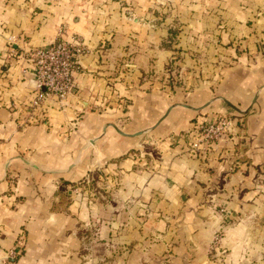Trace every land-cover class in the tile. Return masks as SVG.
<instances>
[{
  "label": "crops",
  "instance_id": "obj_1",
  "mask_svg": "<svg viewBox=\"0 0 264 264\" xmlns=\"http://www.w3.org/2000/svg\"><path fill=\"white\" fill-rule=\"evenodd\" d=\"M141 2L0 0V264L16 243L23 253L12 264H264L250 249L264 247V0H209L207 20L182 25L180 53L206 63L194 65L202 79L171 99L140 78L173 53L159 46L167 25L126 18L146 14ZM61 27L83 48L72 90L33 107L30 53ZM218 116H232V130L191 151L195 123ZM94 168L112 208L70 189ZM92 221L113 247L101 242L91 257L79 254L76 227Z\"/></svg>",
  "mask_w": 264,
  "mask_h": 264
},
{
  "label": "rangeland",
  "instance_id": "obj_2",
  "mask_svg": "<svg viewBox=\"0 0 264 264\" xmlns=\"http://www.w3.org/2000/svg\"><path fill=\"white\" fill-rule=\"evenodd\" d=\"M141 1L142 0H140V2ZM144 3L147 4L146 8L144 9L147 11L146 14H140L137 12L138 10H127V12L125 13V15L127 16L126 18H129L130 20L135 17L142 18V23L147 20L153 24V29L155 31L157 30V28L160 29L163 28V26L167 25L168 31L166 34L163 35V39L161 40L159 46L170 48L173 53L164 64L163 70L159 71L160 73L158 71L155 72V70L148 71L147 73L143 74L140 78L141 80H143V78L146 80L150 79V81L152 82L150 83V85H148V88L152 85H155L158 88L160 87L161 91L162 89L166 90L163 92H166L169 95V99H171L170 97L175 91H180V89L182 92L188 91L189 88H191L190 85H193L194 83L198 82L199 79H202L201 70H199V73L197 74L194 65H199L201 63L206 62L197 61V57L199 55L198 53L192 50H188L189 53L186 56L185 60L184 54L180 53L181 48L177 45V42L178 39L182 36V34L186 33L187 29L182 28V25H186L188 19H193L195 15L198 18L199 14H201L200 18L204 21L207 20L209 0H143L140 5ZM124 5L125 3H122V6ZM193 5H197L199 6V8L196 7L195 10L193 9ZM200 8L203 9L201 10V12L198 11V9ZM193 10H195V12H192ZM173 45L177 46L172 48ZM193 60H195V62H192ZM212 64H216L218 66L219 63L213 61ZM185 87L187 88L185 89ZM143 150L147 152L150 151L151 154L147 155L150 158L151 156L155 158L158 156L156 154V150H153L152 147L149 149V146H142L137 151L139 152ZM75 158L73 159V161L75 160ZM73 161L71 162V164L73 163ZM79 163L80 161L76 165H74V167L77 166ZM68 168L69 167L65 169ZM104 178L105 175L102 171V168H94L91 169L87 173V175L84 176L82 179L73 182V185L70 186V189L76 192L80 191L82 194L87 195L88 197L103 198L106 202H108V205H110L109 207H111V203H113L114 201L111 199L112 196L109 195V199L101 196L103 189V185L101 183ZM60 183H62L61 187L64 188L63 184L65 183L63 181H60ZM120 207L126 209L127 205L121 202ZM216 208L218 209L219 213H224L221 211L222 208H220V206H216ZM224 221L226 222L227 220H222L221 223L223 225L226 224ZM249 229H251L250 226ZM99 230L100 224L97 221H92L89 223H79V225L76 227V235L80 247L79 254L92 257L94 253V247H98L101 242H105L109 247H113V240L107 238L102 240L99 236ZM214 232H217L222 235L221 229H217ZM213 233L210 237L207 250V257L209 259L214 258L213 256H215V253L219 249V245L221 243L220 242L219 244H217V246H214L212 242ZM20 248L22 249V247H20V244L17 243L16 245L14 244L13 246L9 247L7 249L5 257L1 259L3 264L14 263L18 259V257L23 253L22 250L19 251ZM250 249H253L254 252L258 251L259 254L264 257V247H250ZM167 257L168 259L170 258L169 253Z\"/></svg>",
  "mask_w": 264,
  "mask_h": 264
},
{
  "label": "built area",
  "instance_id": "obj_3",
  "mask_svg": "<svg viewBox=\"0 0 264 264\" xmlns=\"http://www.w3.org/2000/svg\"><path fill=\"white\" fill-rule=\"evenodd\" d=\"M65 29L59 28L53 43L37 47L31 51L35 74V88L37 94L32 100V106H39L48 96L57 100H64L73 87L72 73L76 68L75 58L83 53L79 42L64 38ZM232 116H218L211 121L195 123L189 132L191 137L190 150L205 152L208 147L234 127ZM222 212L225 210L222 208ZM222 235L213 233L212 242L217 246Z\"/></svg>",
  "mask_w": 264,
  "mask_h": 264
},
{
  "label": "water",
  "instance_id": "obj_4",
  "mask_svg": "<svg viewBox=\"0 0 264 264\" xmlns=\"http://www.w3.org/2000/svg\"><path fill=\"white\" fill-rule=\"evenodd\" d=\"M91 143H92V141H90V142H88V143H86V145L84 146V148L83 149H86L88 146H90L91 145ZM82 149V150H83ZM82 150L79 152V154L76 156V158H75V160L73 161V163L69 166V168L68 169H64L63 171H67V170H70L72 167H74V165H76L78 162H79V158L81 157V152H82ZM29 165H31L32 167H35V168H37V166H35L34 164H32V163H30V162H27ZM63 171H61V172H63ZM6 175V169H5V171H4V176Z\"/></svg>",
  "mask_w": 264,
  "mask_h": 264
},
{
  "label": "trees",
  "instance_id": "obj_5",
  "mask_svg": "<svg viewBox=\"0 0 264 264\" xmlns=\"http://www.w3.org/2000/svg\"><path fill=\"white\" fill-rule=\"evenodd\" d=\"M66 184V182H64Z\"/></svg>",
  "mask_w": 264,
  "mask_h": 264
}]
</instances>
